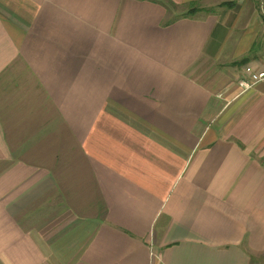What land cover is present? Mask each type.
Returning a JSON list of instances; mask_svg holds the SVG:
<instances>
[{
    "label": "crops",
    "instance_id": "0c3cea01",
    "mask_svg": "<svg viewBox=\"0 0 264 264\" xmlns=\"http://www.w3.org/2000/svg\"><path fill=\"white\" fill-rule=\"evenodd\" d=\"M248 67L264 0H0V264H264Z\"/></svg>",
    "mask_w": 264,
    "mask_h": 264
},
{
    "label": "built area",
    "instance_id": "2783aa9c",
    "mask_svg": "<svg viewBox=\"0 0 264 264\" xmlns=\"http://www.w3.org/2000/svg\"><path fill=\"white\" fill-rule=\"evenodd\" d=\"M246 71V76L240 81V85L243 89H251L256 83L264 81V71H256L251 67H248Z\"/></svg>",
    "mask_w": 264,
    "mask_h": 264
},
{
    "label": "trees",
    "instance_id": "16d2710c",
    "mask_svg": "<svg viewBox=\"0 0 264 264\" xmlns=\"http://www.w3.org/2000/svg\"><path fill=\"white\" fill-rule=\"evenodd\" d=\"M192 10H196L195 8H193Z\"/></svg>",
    "mask_w": 264,
    "mask_h": 264
}]
</instances>
